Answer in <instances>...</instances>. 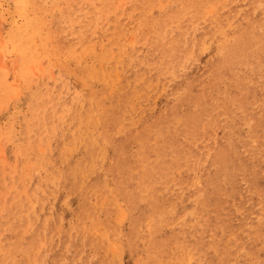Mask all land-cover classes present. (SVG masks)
<instances>
[{
	"label": "rangeland",
	"instance_id": "1",
	"mask_svg": "<svg viewBox=\"0 0 264 264\" xmlns=\"http://www.w3.org/2000/svg\"><path fill=\"white\" fill-rule=\"evenodd\" d=\"M0 264H264V0H0Z\"/></svg>",
	"mask_w": 264,
	"mask_h": 264
},
{
	"label": "bare ground",
	"instance_id": "2",
	"mask_svg": "<svg viewBox=\"0 0 264 264\" xmlns=\"http://www.w3.org/2000/svg\"><path fill=\"white\" fill-rule=\"evenodd\" d=\"M234 151V150H233ZM259 224V223H258ZM258 233V232H257ZM256 235V234H255ZM255 237V236H254ZM259 238V237H258ZM259 240V239H258ZM257 242V241H256Z\"/></svg>",
	"mask_w": 264,
	"mask_h": 264
}]
</instances>
